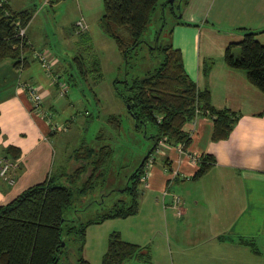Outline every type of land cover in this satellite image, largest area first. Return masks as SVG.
Segmentation results:
<instances>
[{
    "label": "crops",
    "instance_id": "0c3cea01",
    "mask_svg": "<svg viewBox=\"0 0 264 264\" xmlns=\"http://www.w3.org/2000/svg\"><path fill=\"white\" fill-rule=\"evenodd\" d=\"M243 1L252 7L243 6L241 17L233 12L225 16L224 11L211 17L208 0L201 13L193 5L195 0H188L173 26L171 44L180 50L187 75L200 91H209L213 108L229 110L239 118L229 138L216 143L211 141L212 122L207 117L184 125L183 130L190 137L185 151L196 156L210 155L216 160L200 178L183 177L192 176L198 167L190 165L172 148L162 156L165 160L161 169L152 166L147 171L140 182L144 186L139 189L138 211L131 215L142 218L134 221L138 224L143 220L144 230L133 226L132 238L127 239L148 250L150 261L142 264H264V94L242 72L228 69L223 62L226 48L243 39L240 29L255 33V40L264 45V0ZM66 2L3 0L13 11H32L33 16L25 28L30 47L25 55L26 68L20 70L9 59L0 62V156L5 157L9 147L19 151L14 160L7 156L17 166L9 171L8 181L0 177V205L53 173L52 136L59 127L53 126L49 117L54 116L58 100V75L49 83L52 89L40 84L41 68L33 57L36 38L31 28L44 9L53 12ZM73 3L86 17L103 6V0ZM47 54L56 67L57 59ZM210 63L213 66L204 76L203 68ZM11 75L13 90L1 95ZM28 86L39 88L41 106L35 108L31 103ZM177 168L180 175L170 178L169 171ZM155 226L159 227L158 232H154ZM115 230L123 238V229ZM162 243L166 253L160 250Z\"/></svg>",
    "mask_w": 264,
    "mask_h": 264
},
{
    "label": "trees",
    "instance_id": "16d2710c",
    "mask_svg": "<svg viewBox=\"0 0 264 264\" xmlns=\"http://www.w3.org/2000/svg\"><path fill=\"white\" fill-rule=\"evenodd\" d=\"M61 1L49 0V3L57 4ZM182 1L185 5L188 0ZM158 2L159 0H103L101 29L106 37L115 42L125 59L129 52L135 51L140 44L147 43L143 35L151 23ZM165 6L166 3L162 5L163 8ZM178 11L180 13V7ZM171 12L177 16L173 6ZM32 16V11H13L6 3L0 6V62L9 59L20 70L26 68L25 55L29 54L30 47L26 37L20 39L17 33L19 27L26 28ZM165 24L163 18L156 34L157 44L151 47V50L161 56V63L142 76L125 78L113 85L125 106L130 108L127 112L133 121L134 130L152 142L138 167L126 175L125 185L120 189L111 188L101 195L104 197L117 190L124 192L126 198H119L95 218L86 221L81 219L82 200L106 183L105 166L112 151L106 147L98 150L88 146L80 148L74 156L79 165L73 171L60 173L56 177L51 173L44 181L27 187L10 202L0 205V264H57L69 236L78 242V264H91L81 255L87 227L107 219L126 218L137 213L140 196L138 186L148 158L160 141L169 147L181 144L186 149L190 144V137L183 127L198 117L211 120L212 142L229 138L239 115L212 107L209 91L197 88L184 69L180 50L172 47L171 35L175 22L169 29H165ZM121 31L127 32L126 37ZM240 31L243 32V39L226 48L223 62L228 69L242 72L246 80L264 94V45L255 40V33L245 29ZM236 47L239 49L238 54L233 52ZM75 59L79 60L78 65L83 64L80 58ZM95 66L97 62L92 65ZM212 66L213 63L205 65L204 76H207ZM93 70L100 78L99 68ZM88 72L89 70L80 68L83 77ZM57 77L58 81L55 83L59 87V76ZM65 87L67 89L66 85ZM107 121L120 129L117 116L109 115ZM7 156L14 160L19 156V151L9 147L3 157L8 159ZM215 163L214 157L201 155L198 168L191 178H200ZM63 241L64 246H61ZM133 258L142 262L150 261L146 247L124 240L118 231L110 232L101 264H124Z\"/></svg>",
    "mask_w": 264,
    "mask_h": 264
},
{
    "label": "rangeland",
    "instance_id": "374dc122",
    "mask_svg": "<svg viewBox=\"0 0 264 264\" xmlns=\"http://www.w3.org/2000/svg\"><path fill=\"white\" fill-rule=\"evenodd\" d=\"M73 1L75 2V0H67L53 12H46L47 9H44L40 18L33 23L31 32L36 38L33 57L36 52L44 54L49 52L58 62L56 67L52 69V71L54 70L52 75L41 69L42 81L40 84L44 89H52L49 83H51L53 76L58 74L59 82L67 86V93L63 97L60 96V90L56 91L55 89L58 100L54 113L52 112L54 116L50 115L49 117L52 125L59 127V130L55 129L58 130L57 133L52 136L53 176L56 177L60 173L73 171L79 165L75 162L74 156L82 147L88 146L97 150L106 147L112 151L105 166L107 173L105 185L97 188L95 193H89L80 204L82 208L81 219L86 221L104 212L119 198H126L124 192L117 190L104 197L101 195L106 194L111 188H122L125 185L126 175L138 167L152 146L151 141L146 140L140 132L134 130V124L126 106L117 95L113 85L125 78L142 76L161 63V56L151 50V47L157 44L156 34L162 25L163 18L166 21L165 29H169L174 22L180 20L181 14L178 8H184V1L174 0L173 3H170L171 0H159L153 12L151 23L143 35V39L147 43L140 44L135 51L129 52L126 59L117 49L115 42L106 37L101 29L100 17L103 6L99 5L97 13L86 17L78 12ZM205 1L195 0L193 2V5L198 8V12H203ZM164 3L166 6L163 8ZM172 6L177 16L171 12ZM243 6L252 7L250 3L243 0H225V2L224 0H208L207 12L211 10V17L223 11L225 16L229 12H233L232 15L241 17L243 14L240 13L243 11ZM261 7H264V1ZM39 8L38 5L37 9ZM81 19L86 24L87 30L80 33L77 32L75 25ZM126 33V31H121L125 37ZM234 53L238 54L239 49ZM75 58H80L83 64L78 65L79 60L77 61ZM95 62H97V66L92 67ZM35 65L37 64L35 63ZM97 67L101 74L100 78L93 70ZM80 68L89 70L86 77L82 76ZM13 82L14 76L11 75L8 86L1 95L13 90ZM31 103L33 104L32 101ZM109 115L118 117L120 129L108 123L107 117ZM168 155L171 157V154ZM164 160L165 157L156 155L153 167L161 169ZM143 186L144 183L142 182L138 188L142 189ZM167 199L169 198L166 197L165 200ZM100 200L103 201L98 203ZM136 218L140 217L117 218L105 223L89 225L86 229L85 243L81 252L82 257L91 264H101L110 232L121 228L124 231L123 239L127 240L132 238L130 233L134 232V230L131 231L133 226H139V229L144 230V221L139 220V223L136 224L134 221ZM155 229L154 232L159 231L158 226H155ZM156 237L161 239L160 234H157ZM66 240V247L57 264H78V242L70 236ZM160 250L167 252L163 243L160 244ZM160 257H162L161 254ZM124 264H142V260L133 258Z\"/></svg>",
    "mask_w": 264,
    "mask_h": 264
},
{
    "label": "built area",
    "instance_id": "2783aa9c",
    "mask_svg": "<svg viewBox=\"0 0 264 264\" xmlns=\"http://www.w3.org/2000/svg\"><path fill=\"white\" fill-rule=\"evenodd\" d=\"M2 4H3V0H0V6ZM75 28L77 29V32H80V33L87 30V26L83 20L78 21L75 25ZM17 36L20 39H24L26 37L25 36V29L22 27H19ZM34 59L37 60L41 69L45 73L51 75L52 69L54 68L53 67V59L50 58L47 53L44 54L42 52H36L34 54ZM59 87H60V92H59L60 96L63 97L65 95L67 89H66L65 85L61 84V83H60ZM27 92L29 94L31 101L34 104V107L35 108L39 107L43 102V97H42V94H41L39 88L37 86H28ZM55 128H57V127H55ZM55 128H54V130H55ZM171 148L174 149L180 157L184 156V158L188 159L190 165L198 166V163L200 162V156H196L194 154L188 153L187 151H185L184 146L181 144H179L175 147H169L163 141H160L158 143V146L155 149L154 153L151 154L148 158V161H147V164L145 167V171H144L143 176L141 177V180H144V178L147 174V171L154 165L156 155L157 156H163V155H165V151L170 150ZM178 163L181 164V161L179 160ZM16 166H17L16 163H12V161H10L9 159H6L3 156H0V177L3 178L4 180L8 181L9 180V171H11V169L15 168ZM169 174H170V178H175L178 175H180L178 168L174 169L172 171L170 170ZM183 177L184 178H191V176H187V175L186 176L184 175Z\"/></svg>",
    "mask_w": 264,
    "mask_h": 264
},
{
    "label": "water",
    "instance_id": "95a60500",
    "mask_svg": "<svg viewBox=\"0 0 264 264\" xmlns=\"http://www.w3.org/2000/svg\"><path fill=\"white\" fill-rule=\"evenodd\" d=\"M174 0H171L170 3H173ZM127 111L130 110L129 106H126ZM61 246H64V241L61 243Z\"/></svg>",
    "mask_w": 264,
    "mask_h": 264
}]
</instances>
